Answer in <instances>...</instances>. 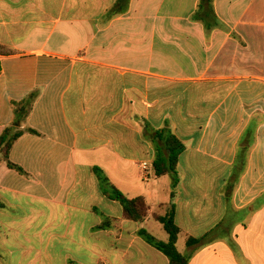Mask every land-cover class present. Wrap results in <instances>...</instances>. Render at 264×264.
<instances>
[{
	"label": "crops",
	"instance_id": "crops-1",
	"mask_svg": "<svg viewBox=\"0 0 264 264\" xmlns=\"http://www.w3.org/2000/svg\"><path fill=\"white\" fill-rule=\"evenodd\" d=\"M198 3L0 0V135L33 97L0 163V264H168L140 232L170 204L188 264H264V0H213L210 30ZM161 131L183 151L156 178Z\"/></svg>",
	"mask_w": 264,
	"mask_h": 264
},
{
	"label": "trees",
	"instance_id": "trees-1",
	"mask_svg": "<svg viewBox=\"0 0 264 264\" xmlns=\"http://www.w3.org/2000/svg\"><path fill=\"white\" fill-rule=\"evenodd\" d=\"M125 1V0H121ZM213 0H199L197 9L192 15L191 19L201 22L205 30H210L218 24V21L213 12ZM118 7L115 5L112 9L114 13ZM13 50L0 46V56L12 55ZM33 97L13 104V119L11 123L4 128L0 135V163H6L9 168L14 166L8 160V154L15 143V141L23 134L21 124L26 118L29 107ZM157 139L163 143L166 150V157L159 151L157 146L156 158L153 162L154 177L159 178L166 174L175 173L178 162V157L183 151L181 142L171 133L166 131L157 132ZM95 175L98 177L104 194L111 200L118 202L122 209L124 218L135 223H142L148 213V206L141 197L128 198L122 194L104 175L103 171L99 168L93 169ZM172 196V195H171ZM174 208L170 204L169 212L165 216L155 215L154 219L159 222L167 234L168 239L166 242L159 241L146 231L141 230L140 234L143 239L155 248L160 254L167 258L168 264H188L189 258L178 252L176 248L179 229L174 222ZM198 243L195 238H188L186 240V247H192Z\"/></svg>",
	"mask_w": 264,
	"mask_h": 264
},
{
	"label": "rangeland",
	"instance_id": "rangeland-1",
	"mask_svg": "<svg viewBox=\"0 0 264 264\" xmlns=\"http://www.w3.org/2000/svg\"><path fill=\"white\" fill-rule=\"evenodd\" d=\"M153 233L155 235V238L159 240V238L163 237L166 235L164 230L162 229L161 225L159 223H154V230ZM179 249H180V244H179ZM182 249V247H181Z\"/></svg>",
	"mask_w": 264,
	"mask_h": 264
},
{
	"label": "built area",
	"instance_id": "built-area-1",
	"mask_svg": "<svg viewBox=\"0 0 264 264\" xmlns=\"http://www.w3.org/2000/svg\"><path fill=\"white\" fill-rule=\"evenodd\" d=\"M146 167H145V165L143 166V169H145Z\"/></svg>",
	"mask_w": 264,
	"mask_h": 264
}]
</instances>
